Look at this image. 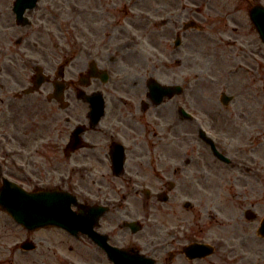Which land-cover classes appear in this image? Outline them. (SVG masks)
I'll use <instances>...</instances> for the list:
<instances>
[{
	"label": "flooded vegetation",
	"instance_id": "obj_1",
	"mask_svg": "<svg viewBox=\"0 0 264 264\" xmlns=\"http://www.w3.org/2000/svg\"><path fill=\"white\" fill-rule=\"evenodd\" d=\"M45 3L39 33H0V186L105 211L94 238L47 228L34 264H264V43L243 20L264 0H163L170 33H47ZM208 16L226 28L184 29Z\"/></svg>",
	"mask_w": 264,
	"mask_h": 264
},
{
	"label": "rangeland",
	"instance_id": "obj_2",
	"mask_svg": "<svg viewBox=\"0 0 264 264\" xmlns=\"http://www.w3.org/2000/svg\"><path fill=\"white\" fill-rule=\"evenodd\" d=\"M13 3L14 0H0V33H26L27 35L28 33H37L38 31L33 25L24 27L17 25L12 11ZM132 3H135V5H131ZM162 4L163 0H62L61 13L52 12L49 15L50 31L46 21L44 22V28L47 33H170L168 27H162L161 19L168 17L162 8ZM183 4H181L182 10L184 7L195 9L194 5L184 6ZM125 5H131L130 12L132 16L128 14V6ZM46 6L44 0L42 7ZM78 6L80 8L86 7L91 12L82 16L79 13ZM100 6H102L100 9L104 11V14L94 16L92 12L99 13L100 11L96 9ZM187 8L185 9L186 12L189 11ZM182 10L180 13L185 15L186 13ZM105 12L111 14L106 15ZM141 12L148 13L150 20H144L139 15ZM40 13V10H34L28 11L27 15L32 20L33 16ZM52 16H57L58 19L55 21ZM107 16H110L111 19L114 17L113 25L106 27V30H102L99 23L104 22ZM243 18L244 23L247 24L248 14H243ZM184 19L182 17L181 22ZM206 19L197 21L198 25H202L205 29L211 31L226 28L225 23H219L215 26L211 25L212 20H209V16ZM187 33H199V31L193 29ZM33 38V36H30L28 47L33 46ZM43 41L45 45L51 46L48 39ZM165 79L168 78L165 77ZM49 234H51L50 230L46 229L29 232L17 225L7 214L0 213V264H34L33 260L36 257L39 258V252L43 249ZM26 239L36 241L37 251L25 253L18 249L17 245Z\"/></svg>",
	"mask_w": 264,
	"mask_h": 264
},
{
	"label": "water",
	"instance_id": "obj_3",
	"mask_svg": "<svg viewBox=\"0 0 264 264\" xmlns=\"http://www.w3.org/2000/svg\"><path fill=\"white\" fill-rule=\"evenodd\" d=\"M34 2L33 0H17L15 3L17 19L22 25L28 24L23 14L26 8L34 6ZM251 17L264 41V6H256L252 10ZM154 89L157 90L158 87ZM160 89L163 94L173 95V87L162 86ZM75 202V197L67 194L49 192L29 194L16 188L10 182H5L0 190V203L16 222L31 230L55 225L64 227L73 233H78L80 230L89 232L86 220L90 218L93 220L95 210L93 207H88L84 212L77 214L71 209L72 203ZM31 247L32 245H29L27 248Z\"/></svg>",
	"mask_w": 264,
	"mask_h": 264
}]
</instances>
